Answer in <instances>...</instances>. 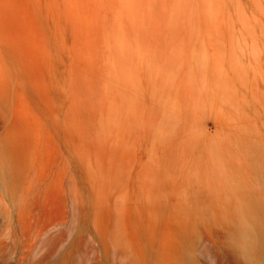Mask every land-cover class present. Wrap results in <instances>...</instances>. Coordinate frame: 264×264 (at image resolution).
<instances>
[{
  "label": "rangeland",
  "instance_id": "rangeland-1",
  "mask_svg": "<svg viewBox=\"0 0 264 264\" xmlns=\"http://www.w3.org/2000/svg\"><path fill=\"white\" fill-rule=\"evenodd\" d=\"M14 147L0 264H264V0H0Z\"/></svg>",
  "mask_w": 264,
  "mask_h": 264
},
{
  "label": "bare ground",
  "instance_id": "bare-ground-1",
  "mask_svg": "<svg viewBox=\"0 0 264 264\" xmlns=\"http://www.w3.org/2000/svg\"><path fill=\"white\" fill-rule=\"evenodd\" d=\"M18 150L19 149H17V147H14V149L7 151H2L0 149V184L3 185L2 187L4 191L6 190L9 183L11 185H18L22 181L24 168L22 166L21 153ZM5 196L6 194L4 195V197L0 194V200H3ZM118 239L121 240L120 246L119 242L116 246L118 249H120L121 247V258L129 260V258H131L132 250L131 243L128 240V233L125 232L121 234ZM194 264L198 263L196 262Z\"/></svg>",
  "mask_w": 264,
  "mask_h": 264
}]
</instances>
